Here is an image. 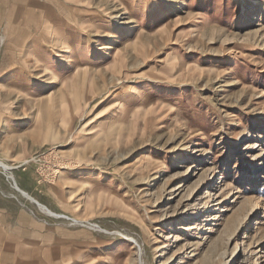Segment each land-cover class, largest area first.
<instances>
[{
  "label": "rangeland",
  "instance_id": "obj_1",
  "mask_svg": "<svg viewBox=\"0 0 264 264\" xmlns=\"http://www.w3.org/2000/svg\"><path fill=\"white\" fill-rule=\"evenodd\" d=\"M0 160L12 264H264V0H0Z\"/></svg>",
  "mask_w": 264,
  "mask_h": 264
},
{
  "label": "crops",
  "instance_id": "obj_2",
  "mask_svg": "<svg viewBox=\"0 0 264 264\" xmlns=\"http://www.w3.org/2000/svg\"><path fill=\"white\" fill-rule=\"evenodd\" d=\"M42 211L45 212L44 210ZM0 215L8 216V211L0 207ZM48 215L53 216L51 214ZM30 220L31 223H25L21 219L17 222L7 221V218L6 220H0V264H12L16 257H18L17 259L20 261L23 252H34L38 254L39 250L34 246H38L37 243H40L41 237L43 238L44 231L42 230V226L45 224L48 225V222L43 220H35V218L32 217ZM30 235L32 236L30 237ZM39 259L41 258H35L34 260Z\"/></svg>",
  "mask_w": 264,
  "mask_h": 264
},
{
  "label": "bare ground",
  "instance_id": "obj_3",
  "mask_svg": "<svg viewBox=\"0 0 264 264\" xmlns=\"http://www.w3.org/2000/svg\"><path fill=\"white\" fill-rule=\"evenodd\" d=\"M0 167H2L3 170H5L6 172H8V176H9V178H11L12 181H13V182H12L13 187H14L16 190H18L20 193H22L24 196H26L27 198L32 199V200H35V201L38 203L39 207H40L42 210H44L46 213L51 214V215H53V216H57V217H62V218H65V219H69V220L72 221L73 224H84V221H83V220H80V219H78V218H76V217H71V216H69L68 214H61V213L55 212V211L49 209L46 205H44V204L40 203L39 201H37L36 199H34V197H32L31 195H29L25 190H23V189L17 184L16 179H15L13 173L10 171L14 166L11 167V166H9L8 164H6L5 162H3V161L0 160ZM92 226H94V227H96V228H99V226H97V225H92ZM134 241H135V240H134Z\"/></svg>",
  "mask_w": 264,
  "mask_h": 264
}]
</instances>
